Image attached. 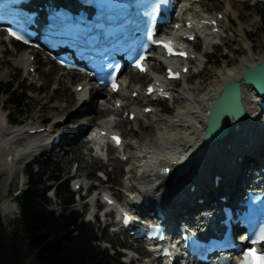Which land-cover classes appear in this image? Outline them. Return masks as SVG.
Returning <instances> with one entry per match:
<instances>
[{"label": "rangeland", "instance_id": "obj_1", "mask_svg": "<svg viewBox=\"0 0 264 264\" xmlns=\"http://www.w3.org/2000/svg\"><path fill=\"white\" fill-rule=\"evenodd\" d=\"M214 3H217V5L212 6ZM260 4L261 2L237 3L230 0H206L205 2L196 5L194 12L198 15L214 16L216 12H219L218 14L224 12L228 19L222 20L221 32L212 39H208V42L203 41L200 43L189 44L190 48L197 51L196 56L198 55L199 57L192 65L193 67L191 68L192 70L190 74H188L184 80L168 83V87L172 89V95H174L173 101L150 102L147 104L151 105L155 112L142 118L141 123L143 129H141L139 125H135V123L123 121L120 132L124 135L128 146L121 154L109 151L110 158L114 159L113 161L111 159L110 161H106L105 158L99 157V155L93 150V148H95L94 143H90L88 147L79 149L77 147L68 146L66 142L69 143L74 139V133L77 129L83 130L81 141H86V131L93 126L100 124L99 122L101 119L102 121L113 119L114 125L120 121V114L117 115L114 114L112 110H108V108H113V103L116 97L110 98L107 96V92L101 91L100 95L102 96V99L94 98L90 103L92 105L95 104L100 108L98 112L95 113L90 110L85 113L90 114L87 118L82 119L78 124L72 123L68 128H63L59 125L61 121L65 120L76 111L77 105H72L71 103L76 94V85L82 83L83 78L77 75L72 82L66 80L65 86H62L57 82V77L62 76V70L50 60L47 62L46 59L39 56L37 57V62L35 61L36 67L38 68V80L32 83V78L30 79L31 74L28 73L27 67H17L13 65V61L23 50L15 47L13 42L6 41L3 34L0 33V39H3L2 47L0 48L2 51L0 53V75L4 74L2 78L0 77V82H16L15 88H24L28 91L29 96L28 109L21 114L19 119L20 122L15 123V125L10 124L11 127L41 126L49 129L53 126H58L56 130H52L51 135L59 137L61 134L66 133L60 144L43 149L42 154H38V151H36L34 155L21 160L20 163L16 164L10 175H6L4 172L0 173V209L5 224H11L19 217L16 196L26 186L28 180L25 178L24 172L29 163L35 159L48 160L53 165L60 167L63 177L66 180H69V187L72 192L74 190V183H77L80 179H93V183L102 184L99 187L100 192L110 191L119 202L124 204L128 197V179L131 178V174L127 173V171H129L134 165L136 157L142 155L140 153V146L146 144L139 142L140 137H145L144 141L147 142V139L150 138V132L153 134V132L156 131V133L160 135L159 131L160 128L164 126V120L172 119L173 114L184 110L186 105L193 106L192 103L184 99L186 94L189 93L187 91L189 88H195L203 83V90L191 95L201 97L204 95V91H206L205 88L207 84L214 79L213 77L215 76V73L221 68L235 66L242 60L253 59L258 61L264 57V35L260 32L264 25V5ZM227 5L230 6V9H226ZM237 14H241V17L237 18ZM29 50L32 51L31 49ZM152 67L155 68L154 71L151 69V72L148 75L141 76L140 80L136 82H130L127 80V72L124 76V79H126V86H129L130 89L136 87L135 89L138 88L142 90L146 84L152 82L153 77L159 76L163 72L158 63H153ZM199 70L202 71L200 72ZM199 72L200 74L198 75L197 73ZM6 99L7 96L0 97V106L5 115L8 116L9 122H11L12 119L15 118L14 111L8 107ZM258 99L260 98L255 97L254 100L256 101ZM138 101L139 100L137 99L135 102L137 103ZM69 103L71 106L66 108V111L63 114H57L51 111L45 114L50 117L46 121L44 120L45 116L40 112L41 107L44 104L49 108L54 106H62L65 108ZM102 103H106V105H103ZM93 117L96 122H94L95 124H90L89 121ZM252 119L258 120L256 128L260 131L259 135L261 133L264 134V111H255V114L252 115ZM148 123L149 125H147ZM159 124L162 125L159 126ZM144 126L146 128H144ZM86 127L88 129H85ZM118 128L119 127H116V129ZM24 145L25 142H22L20 148L26 146ZM70 147L72 152H69ZM65 153L68 154L67 158L64 156ZM123 154H126L125 156H134L135 159L133 158L131 162L128 161L125 163L122 161ZM135 163L139 165L137 160ZM117 164H120V167H118ZM80 165H83V167H79ZM99 169H105L109 176L108 182H104L105 177H99V174L97 173ZM137 173L139 175L140 169L137 170ZM136 184L138 185V183ZM84 192L85 189H82L79 193H75L76 205L74 208L80 213L85 211L87 206L88 211L90 209L89 204L85 205V202H78L77 200L78 194ZM50 196L52 198V207L60 210V201L52 194ZM6 209H13L8 216L5 215ZM83 218L85 222L90 223L95 231L98 232L101 239V248L106 249L111 255L115 257L118 254L123 256L124 253L119 251L117 247L124 242L132 244L131 238L115 236L114 231L105 226L102 218L97 221H90L88 215ZM130 260L131 257L129 255H125L123 259L121 258V261L124 264H147L145 261L140 262L137 260L130 263Z\"/></svg>", "mask_w": 264, "mask_h": 264}, {"label": "bare ground", "instance_id": "obj_2", "mask_svg": "<svg viewBox=\"0 0 264 264\" xmlns=\"http://www.w3.org/2000/svg\"><path fill=\"white\" fill-rule=\"evenodd\" d=\"M215 5H217V3H214L212 6ZM230 6L227 5L226 9H230ZM218 13L219 12H216L214 16H217ZM222 14H225L224 19L227 20L228 17L226 13L223 12ZM236 17L240 18L241 14H237ZM2 43L3 39H0V48L2 47ZM22 50V53H20V55L13 61V65L17 67H35L34 63H30L29 61L30 57L28 52H32L28 51V48H23ZM1 52L2 51L0 50V53ZM263 61L264 57L258 61L253 59L242 60L235 66L221 68L215 73V76L213 77L214 79L207 84L203 96H191L196 92L199 93L203 90V83L195 88H189L187 90L189 93L186 94L184 99L192 103L193 106L186 105L184 110L173 114L172 119L164 120V126L160 128L159 131L160 135L157 134L156 131L153 132V134L150 132V138L147 139V142L144 141L145 137H140L139 142L146 143L143 146H140V153L142 155L139 157L137 156L136 159L134 156L129 158V162L134 158L135 161L137 160L139 162V165L134 161V165L129 171H127V173L131 174V178L129 179H132L133 181L137 182L138 180L140 181L143 179L141 181L142 183H140L141 187H137L135 184H132L131 186L140 193L141 200L146 196L150 199L148 206H143L140 211L142 214H153L154 210H152V208L159 205L163 209V216L169 221V219L172 218L173 212L176 213L178 217H184L193 210L196 211L200 208L206 207L208 201L212 197L222 196L225 188L228 189L229 194L231 195L236 193L241 179L248 174L246 172L248 165L250 162H254L255 157H258L264 151V134L261 133L259 135L260 131L256 128L258 120L252 119V115L255 114V111L260 109L264 111L260 105V101L263 99L258 97L250 86H247L242 82L243 101L247 112L246 117L240 120L237 124L232 122L230 124L229 135L220 142H216L209 147L201 145V135L205 131L204 121L206 113L220 94L222 87L231 81H242L243 72L250 65H258ZM151 69L153 71L155 70L152 66ZM61 70L63 73L62 76L57 77V82L62 86H65L66 80L72 82L74 78L77 77L75 73H70L63 69ZM3 76L4 74L0 75L1 78ZM141 76L143 75L130 70L127 74V80L130 82H136L140 80ZM120 77H123L122 74ZM35 78L36 77H34V79ZM82 78L83 82L79 85L85 84L86 86L81 93L76 92L74 95L71 104L77 105L76 111L65 120L61 121L59 125L63 128H68L72 123L78 124L82 119L87 118L90 114L85 113L88 111L91 110L96 113L100 109L95 104L87 105V98L91 96L94 98L97 97L99 90H90L87 87L86 78ZM123 81L126 84V79L123 78ZM154 81L155 79L153 82ZM77 86L78 85H76V88ZM135 88L136 87L130 89L129 86L124 85L117 95L112 94L111 96H118L127 107H130V105L137 104L135 102L137 99L131 97L134 92H140L138 88ZM144 90L146 91V89ZM141 95L143 96L144 92H142ZM255 97L260 99L255 101ZM70 106L69 103L65 108L62 106L49 108L44 104L41 107L40 112L45 116L44 120L46 121L50 118L48 117L49 115H45L48 112L51 111L57 114H63L66 111V108H69ZM108 110H112V112L114 111V109L111 108H108ZM143 117H137L133 121V123L139 125L141 129H143L141 123ZM94 120L95 118L93 117L90 120V123L92 124ZM122 125V120L118 121L115 125L110 120H104L99 127V131L108 130L112 127H119L118 130L120 131ZM147 125H149V123ZM160 125L162 124H159V126ZM40 127L41 126L11 127L8 116L5 115L0 106V173L4 172L6 175H10L16 164L20 163L21 160L26 157L34 155V152L38 149L42 147L47 148L51 145L53 147L55 146L56 143L53 142L56 135L51 134L52 130H56L58 126H53L46 129L44 133L33 136L27 133L29 129ZM82 134L83 130L77 129L74 133V139L69 143L66 142V144L79 149L88 147L90 141H81ZM63 139L64 135L60 137V142ZM22 142H25L26 145L24 149L20 148ZM104 144V141L99 142V145L101 146H104ZM229 144L231 146L230 148ZM244 144H248V147H244ZM96 145L97 144L95 143V146ZM71 147L69 152H72ZM10 154L13 156L12 160H8ZM124 155L126 154H123L122 156ZM64 156L67 158L68 154L65 153ZM189 156H194L193 168H191L188 176L184 178L165 177L158 170L166 164H170L172 161L181 164V162ZM238 157L241 158L240 161H238ZM111 160L113 161L114 159ZM154 163L158 164V166H153ZM117 166L120 167V164H117ZM79 167H83V165H80ZM138 169L143 171V176L138 175ZM214 175H220L222 177L217 188H214L213 186L212 177ZM155 181H159L158 184L152 185ZM78 183L79 182L74 183V186ZM193 186L196 187L194 192L190 190ZM199 198H204L206 202L202 205L199 204L195 201V199L197 200ZM96 204L99 207V201H97ZM125 204H127V202ZM181 207L185 208L186 213L180 210ZM12 210L13 209H6L5 215L8 216ZM179 210L180 212H178Z\"/></svg>", "mask_w": 264, "mask_h": 264}, {"label": "trees", "instance_id": "obj_3", "mask_svg": "<svg viewBox=\"0 0 264 264\" xmlns=\"http://www.w3.org/2000/svg\"><path fill=\"white\" fill-rule=\"evenodd\" d=\"M260 32L264 35V25ZM15 84L0 82V97L7 96L14 124L29 106L28 91ZM26 174L28 183L16 196L19 217L6 225L0 209V264H124L120 255L101 248L98 232L73 209L75 195L60 167L36 160ZM52 191L60 210L52 207Z\"/></svg>", "mask_w": 264, "mask_h": 264}, {"label": "water", "instance_id": "obj_4", "mask_svg": "<svg viewBox=\"0 0 264 264\" xmlns=\"http://www.w3.org/2000/svg\"><path fill=\"white\" fill-rule=\"evenodd\" d=\"M242 82L250 86L253 91L264 99V61L258 65H250L242 75ZM241 81H231L224 85L220 94L213 102L207 114L206 132L203 143L206 146L223 140L229 135L230 124H237L247 115L243 101ZM194 158L179 169L181 173H187L192 166Z\"/></svg>", "mask_w": 264, "mask_h": 264}, {"label": "snow or ice", "instance_id": "obj_5", "mask_svg": "<svg viewBox=\"0 0 264 264\" xmlns=\"http://www.w3.org/2000/svg\"><path fill=\"white\" fill-rule=\"evenodd\" d=\"M19 38L20 37H17V39ZM163 46L171 53V45L166 44ZM137 67H140V65H137ZM149 92H151V89H149ZM113 139L116 140L117 144H119L118 137H114ZM260 242H264V236L260 238ZM244 264H264V253H258L254 248L250 249L244 256Z\"/></svg>", "mask_w": 264, "mask_h": 264}]
</instances>
